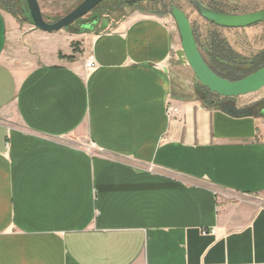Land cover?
Here are the masks:
<instances>
[{"label": "crops", "instance_id": "1", "mask_svg": "<svg viewBox=\"0 0 264 264\" xmlns=\"http://www.w3.org/2000/svg\"><path fill=\"white\" fill-rule=\"evenodd\" d=\"M145 5L72 36L0 4V264H264V104L210 93Z\"/></svg>", "mask_w": 264, "mask_h": 264}, {"label": "rangeland", "instance_id": "2", "mask_svg": "<svg viewBox=\"0 0 264 264\" xmlns=\"http://www.w3.org/2000/svg\"><path fill=\"white\" fill-rule=\"evenodd\" d=\"M47 22L54 23L65 17L76 7H78L85 0H38ZM127 1V0H123ZM130 1V0H128ZM141 2L142 4H156L158 6L167 5L171 10V6L175 5L180 7L189 17L192 26L196 29L195 35L199 42V46L206 60L209 61L208 55L205 53L204 48L209 45L210 37L212 34H217L221 38H227L233 45L234 51L246 58H252L264 51V22H258L248 27H222L215 23L209 22L198 11L193 0H131ZM201 4L208 8L214 9L218 12L234 15L244 16L257 12L264 11V0H198ZM119 0H108L98 6L93 12L86 17L77 21L74 25L65 28L64 30L72 36L81 31V26L84 22H90L95 14L101 10H105ZM15 9L18 12L20 20L25 23L32 24L28 18V9L24 0H19L14 3ZM145 5V6H146ZM163 10V9H162ZM248 28V29H245ZM183 52V50H182ZM9 53V52H8ZM8 57L9 55L6 54ZM183 59L188 64L186 57L183 53ZM264 67V66H262ZM261 67V68H262ZM257 71V70H256ZM247 98L260 99L259 104H264V89L261 91L248 95ZM233 99V98H232ZM234 100V99H233ZM235 101V100H234ZM227 103V102H226ZM69 141L77 147H88L89 141L83 131H76L68 137ZM91 144V143H90Z\"/></svg>", "mask_w": 264, "mask_h": 264}, {"label": "water", "instance_id": "3", "mask_svg": "<svg viewBox=\"0 0 264 264\" xmlns=\"http://www.w3.org/2000/svg\"><path fill=\"white\" fill-rule=\"evenodd\" d=\"M25 1L33 25L41 31L54 33L74 25L77 21L89 15L98 6L108 0H85L65 17H62L54 23L47 22L38 0ZM193 3L207 21L215 23L218 26L248 27L258 22H264V11L244 16H234L208 8L198 0H193ZM171 14L176 21L181 37L182 50L188 65L194 71L196 78L207 90L221 98L232 99L251 95L264 89V67L237 81H231L218 75L206 61L187 14L175 5L171 6ZM222 108L225 113L236 118L253 115L251 109L238 108L231 103H223Z\"/></svg>", "mask_w": 264, "mask_h": 264}, {"label": "trees", "instance_id": "4", "mask_svg": "<svg viewBox=\"0 0 264 264\" xmlns=\"http://www.w3.org/2000/svg\"><path fill=\"white\" fill-rule=\"evenodd\" d=\"M18 2L19 0H0V4L6 7L9 11H11L15 15H18V12L15 9L14 3H18ZM28 14H29L28 18L31 19L29 9H28ZM204 51L209 57V61L208 60L206 61L211 66V68L221 77L231 81L240 80L256 72V70L258 71L259 69H261L262 66H264V52L252 58L242 57L238 55L228 45L225 39L221 38L217 34L211 35L210 43L204 48ZM215 96L217 97L218 95Z\"/></svg>", "mask_w": 264, "mask_h": 264}, {"label": "built area", "instance_id": "5", "mask_svg": "<svg viewBox=\"0 0 264 264\" xmlns=\"http://www.w3.org/2000/svg\"><path fill=\"white\" fill-rule=\"evenodd\" d=\"M97 60L95 55L88 56L87 60L85 61V69L86 71H92L97 68ZM180 110L177 107L174 106H168L167 108V115L170 119H179ZM211 233H215V230H213ZM204 234H208V232H204Z\"/></svg>", "mask_w": 264, "mask_h": 264}]
</instances>
